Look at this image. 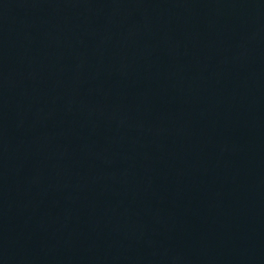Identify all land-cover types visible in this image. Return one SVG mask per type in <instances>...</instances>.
<instances>
[{
	"label": "water",
	"instance_id": "95a60500",
	"mask_svg": "<svg viewBox=\"0 0 264 264\" xmlns=\"http://www.w3.org/2000/svg\"><path fill=\"white\" fill-rule=\"evenodd\" d=\"M0 264H264V0H0Z\"/></svg>",
	"mask_w": 264,
	"mask_h": 264
}]
</instances>
